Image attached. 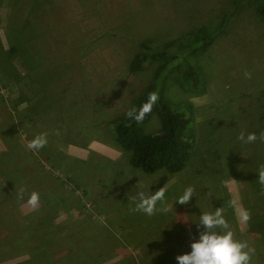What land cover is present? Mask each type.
Here are the masks:
<instances>
[{
	"label": "rangeland",
	"instance_id": "obj_1",
	"mask_svg": "<svg viewBox=\"0 0 264 264\" xmlns=\"http://www.w3.org/2000/svg\"><path fill=\"white\" fill-rule=\"evenodd\" d=\"M33 1L0 0V264H178L204 231L200 215L221 207L224 231L255 248L251 264H264V141L238 139L264 132V21L251 0H53L51 8L35 0L31 13ZM204 25L217 28L213 40L185 49ZM144 39L157 50L182 49L203 81L194 92L176 69L165 79L170 104L191 105L196 134L177 173L133 167L111 130L161 64L152 58L130 69ZM159 125L153 116L147 129ZM41 133L43 159L27 149ZM16 143L19 154L32 151L18 163L9 158ZM189 186L190 202L176 203ZM162 187L169 212L130 211L129 197ZM33 191L35 209L27 204ZM238 209L250 211L247 223Z\"/></svg>",
	"mask_w": 264,
	"mask_h": 264
},
{
	"label": "trees",
	"instance_id": "obj_2",
	"mask_svg": "<svg viewBox=\"0 0 264 264\" xmlns=\"http://www.w3.org/2000/svg\"><path fill=\"white\" fill-rule=\"evenodd\" d=\"M251 2L261 20L264 21V0H251ZM50 4V8L53 7V0ZM20 10L22 9L18 8L17 14L20 13ZM37 10V2L34 0L30 4L29 12L35 13ZM216 29H210L205 25L199 26L195 41L190 45H185V49L195 52L206 47L213 40L212 36ZM139 46L141 49L133 55L130 61V69L139 71L145 68L152 58L161 61V64L155 69L154 80L145 87L131 107L139 109L147 101L150 92H157L159 100L142 123L129 120L126 117L127 112H125L113 120L111 130L119 147L130 152L129 164L133 167L139 168L145 173H154L160 169H164L169 173H177L186 166L191 158L196 134L191 123L193 119L191 105L182 103L177 108L173 107L166 97L165 85L167 84L165 79L168 78L171 70L176 69L178 70L176 78L181 86L197 92L203 89L201 74L187 59V56L180 55L182 53L180 48L176 50H157L152 47L150 39L139 41ZM159 85H163V88H159ZM153 116L158 118L160 125L157 131L151 132L147 128ZM147 123L148 126L146 127ZM13 146H15L12 148L14 153L9 155V158L20 156L16 159V163L23 156L27 157L32 152L28 151L29 154L21 155L23 146L19 143ZM19 151H21L20 154ZM36 154L39 159L44 158L43 151L38 150ZM6 182L11 184L9 179ZM135 217L137 216H133L134 219ZM46 243L42 242L43 245ZM44 252H46V249Z\"/></svg>",
	"mask_w": 264,
	"mask_h": 264
},
{
	"label": "clouds",
	"instance_id": "obj_3",
	"mask_svg": "<svg viewBox=\"0 0 264 264\" xmlns=\"http://www.w3.org/2000/svg\"><path fill=\"white\" fill-rule=\"evenodd\" d=\"M246 78H251V73L245 71ZM159 100L157 92H150L148 94L147 101L140 106L139 109L131 107L126 113V117L129 120H134L137 123H142L147 115H149L154 105ZM59 135V130L56 132ZM48 133H41L35 136L27 144V149L37 151L44 148L47 143ZM238 139L245 143H255L257 139L264 141V132H260L259 136L256 133H248L245 135L241 132ZM258 183L264 189V164H261L257 170ZM229 181H222L224 187H229ZM230 190V189H229ZM194 196V188L192 186L187 187L183 194L178 198V202L181 205L190 202ZM20 198L23 199V189L20 193ZM130 202L135 203L134 208H130L132 212H141L147 216H153L158 211L167 213L169 212L171 205L167 204L165 199V188L162 187L155 191L151 196H145L143 192L139 193V199L136 197H129ZM40 195L38 192L33 191L27 200V204L33 209L39 206ZM161 206L157 208V204ZM229 206L236 207V200L232 199L227 202ZM238 219L247 223L251 219V213L248 210H237ZM182 219L187 222V219ZM198 226H202L204 231L200 233L199 240L194 241L191 244V252L183 255H178L176 260L178 264H251L252 256L255 254V248L250 247L247 242H240L233 238V233L228 230L229 222L223 215V207L216 208L214 213L203 212L200 215ZM220 229L221 231H216Z\"/></svg>",
	"mask_w": 264,
	"mask_h": 264
}]
</instances>
